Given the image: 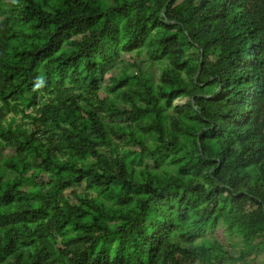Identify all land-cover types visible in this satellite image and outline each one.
Instances as JSON below:
<instances>
[{
  "label": "trees",
  "instance_id": "16d2710c",
  "mask_svg": "<svg viewBox=\"0 0 264 264\" xmlns=\"http://www.w3.org/2000/svg\"><path fill=\"white\" fill-rule=\"evenodd\" d=\"M0 147V264H264V0H0Z\"/></svg>",
  "mask_w": 264,
  "mask_h": 264
},
{
  "label": "rangeland",
  "instance_id": "374dc122",
  "mask_svg": "<svg viewBox=\"0 0 264 264\" xmlns=\"http://www.w3.org/2000/svg\"><path fill=\"white\" fill-rule=\"evenodd\" d=\"M131 57V54H129V53H123L122 54V59H125V60H129V58ZM141 60V58H139V61ZM115 68H117V65H113L112 67H111V69H115ZM156 73H158L159 71H158V68L155 66V67H153L152 68ZM133 71L134 72H137V69H136V67L133 69ZM187 98H182V99H180V100H177L176 102L177 103H183L185 100H186ZM12 153V151L11 150H9V148L8 147H0V155L1 154H11ZM75 188H77L78 190H82L83 188L82 187H80V186H75ZM70 190L71 189H69L68 191H67V193H70ZM212 236H215V237H217V238H220V239H222L224 242H225V245H226V247L231 251V252H234L235 253V250L233 249V248H231L230 246H229V244H236V242L238 241V237H236V236H233V237H230V236H227L226 235V233H225V231H224V229L222 228V227H218L216 230H214L213 231V233H212ZM236 246H239V245H236ZM250 258H251V261H250V264H256L257 262H259V261H261L262 260V258H263V252H261L259 255H255V254H252L251 256H250Z\"/></svg>",
  "mask_w": 264,
  "mask_h": 264
}]
</instances>
